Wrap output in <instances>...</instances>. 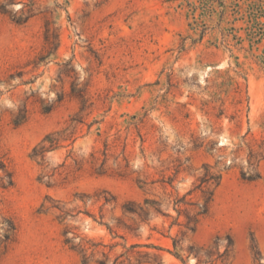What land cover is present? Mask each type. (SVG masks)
<instances>
[{"label": "rangeland", "instance_id": "1", "mask_svg": "<svg viewBox=\"0 0 264 264\" xmlns=\"http://www.w3.org/2000/svg\"><path fill=\"white\" fill-rule=\"evenodd\" d=\"M252 3L0 0V163L12 176L3 189L0 171V264H82L66 239L87 264H264V37L249 35ZM46 28L57 36L48 55ZM56 132L44 161L32 158ZM205 166L221 180L186 232ZM144 199L160 213H123Z\"/></svg>", "mask_w": 264, "mask_h": 264}, {"label": "trees", "instance_id": "2", "mask_svg": "<svg viewBox=\"0 0 264 264\" xmlns=\"http://www.w3.org/2000/svg\"><path fill=\"white\" fill-rule=\"evenodd\" d=\"M3 5L1 7L2 11L4 10ZM238 9V12H241L242 7L239 5H235ZM5 13V11H3ZM236 12V13H238ZM247 13H248V23L251 24L250 27V34L253 38L260 36L264 37V23L261 22V19L264 18V0H258V3H252L247 6ZM33 16L32 9H21V13L19 16H12V21L16 24H24L26 23L31 17ZM57 41V36L50 32L49 29L46 28L45 31V42L47 44V55L50 53V49L53 46V50L56 49V42ZM52 52V51H51ZM45 57V56H44ZM44 57H41L40 60H43ZM76 97L82 99L83 96L79 93H76ZM26 119V112L25 110L21 111L19 115L15 116L13 119V124L15 127L21 125ZM62 133L56 132L54 134L47 135L44 137V139L41 141L40 145L35 147L32 151L31 157L34 159H38L40 161H44L45 154L48 151H51L55 148V146L59 143L60 141V136ZM0 171L3 173V176L1 177V187L3 189H6L12 185V176L11 173L5 170V166L0 163ZM242 179L248 182L255 181L258 179V174H252V173H241ZM221 180V176L215 174L214 172L211 171V167L205 166L204 167V174L203 176L199 179V186L198 189H201L202 193L204 194L205 197V202L204 204L200 207V209L193 215L190 216L189 214H186V222L184 224V228L186 232H191L193 233L196 229L198 219L202 215H205L208 211L209 208V203L211 201V198L213 196V190L209 191V186L214 185L216 188ZM158 203L150 201L149 199H144L142 204L135 203L132 201L126 202L122 205V210L124 214H129L132 216H136L142 221H145L146 218L149 216V212L151 209H153L156 213H160L159 209L157 207ZM66 214V213H65ZM64 214V215H65ZM9 224V230L6 231L5 235V241H9L13 232L15 231V227L12 222H8ZM67 232H65L66 234ZM65 243L70 246V249L76 251L78 254H81L82 256V264H87L89 262V258L86 254V251L84 248L80 245H73L71 242V239H66ZM178 245V242L176 240H173V246L176 248ZM136 246H131V248H134ZM255 248V247H254ZM141 256L147 257V253H138ZM123 255L117 257L113 263L111 264H125L124 260H121L120 258ZM106 258V256H105ZM254 258L255 260H258L260 258V254L258 252H254ZM107 258L104 260L97 261V264H108L107 263ZM153 261L156 264H161L158 260L157 256H153Z\"/></svg>", "mask_w": 264, "mask_h": 264}]
</instances>
